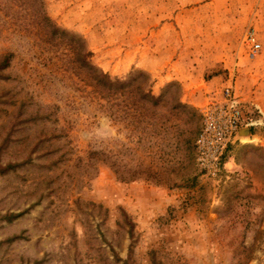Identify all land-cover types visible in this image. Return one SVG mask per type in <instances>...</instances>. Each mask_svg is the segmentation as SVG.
I'll return each mask as SVG.
<instances>
[{"label": "rangeland", "instance_id": "obj_1", "mask_svg": "<svg viewBox=\"0 0 264 264\" xmlns=\"http://www.w3.org/2000/svg\"><path fill=\"white\" fill-rule=\"evenodd\" d=\"M37 11L160 105L104 97ZM6 53L0 264H264V0H0ZM228 86L246 120L207 175L202 111Z\"/></svg>", "mask_w": 264, "mask_h": 264}, {"label": "trees", "instance_id": "obj_2", "mask_svg": "<svg viewBox=\"0 0 264 264\" xmlns=\"http://www.w3.org/2000/svg\"><path fill=\"white\" fill-rule=\"evenodd\" d=\"M37 12L40 14V17H38L39 23L42 28L46 29L47 35L51 39L59 38V40L66 42L74 53L73 63L75 68L79 70L81 75L91 80V83L104 95V97L109 96L117 98L127 92L133 93L135 96L132 102L133 105H129L128 107L126 104V108L130 111V108L134 107L138 110L139 115H146V112L152 107L160 105L161 97L152 94L150 89L146 90V80L141 83V81H138L135 77L130 80L112 77L109 73L104 72L97 65L93 64L90 59L92 53L86 46L82 37L77 38L75 34H71V36L75 38L66 40V37L64 36L69 34L68 31L60 28L46 12ZM12 56V53H6L0 58V71L8 67ZM142 74L144 73H141V75ZM4 76L5 75L3 73L0 74V78H4ZM181 106L184 107L185 105ZM139 109L144 110V112H139Z\"/></svg>", "mask_w": 264, "mask_h": 264}, {"label": "built area", "instance_id": "obj_3", "mask_svg": "<svg viewBox=\"0 0 264 264\" xmlns=\"http://www.w3.org/2000/svg\"><path fill=\"white\" fill-rule=\"evenodd\" d=\"M252 44L251 55L255 56L261 44L253 33L249 35ZM203 128L198 137L197 160L207 175H216L224 151L234 143L239 129L245 123V115L231 86L224 89L223 100L211 103L202 111Z\"/></svg>", "mask_w": 264, "mask_h": 264}, {"label": "water", "instance_id": "obj_4", "mask_svg": "<svg viewBox=\"0 0 264 264\" xmlns=\"http://www.w3.org/2000/svg\"><path fill=\"white\" fill-rule=\"evenodd\" d=\"M245 131H247L248 134L250 133V131H249L248 128H244V129H242V130L240 131L239 135H238V138H239V139L242 138V137L244 136L243 134L245 133Z\"/></svg>", "mask_w": 264, "mask_h": 264}]
</instances>
